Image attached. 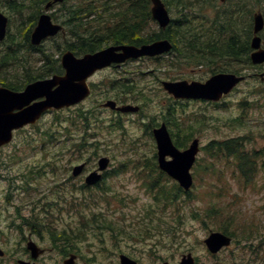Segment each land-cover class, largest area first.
Here are the masks:
<instances>
[{
	"label": "rangeland",
	"instance_id": "374dc122",
	"mask_svg": "<svg viewBox=\"0 0 264 264\" xmlns=\"http://www.w3.org/2000/svg\"><path fill=\"white\" fill-rule=\"evenodd\" d=\"M63 1L48 11L58 22H61L62 10L59 7ZM251 1L257 5L255 10L259 6L264 9L260 1ZM67 3H74V0H67ZM6 4L8 2L0 0V10L10 17L9 37L18 39L22 44L17 53L20 55L19 62L0 66V83L9 79L20 82L24 78L22 64L33 71L38 70L41 63L42 54L29 52L23 43L24 34L32 30L34 21L31 24L30 21L36 9L27 1L25 5L28 6L18 13L9 5L4 6ZM169 13L171 17L176 16L174 11ZM152 29L158 30V25L155 23ZM60 35L62 32L56 38L51 37L41 43L44 52L54 49L52 47ZM6 50V42L0 43V56ZM61 52L54 57L60 59ZM176 59L169 52L158 59L131 60L116 70L106 69L96 74L94 97L103 98L97 90L100 88L102 91V86H106L104 97L116 96L121 102L141 107V111L133 115L116 114L114 132L105 129L100 130L98 137H87L89 145L96 146H86L85 149L75 146L81 139V124L77 118L83 108L91 104V101H84V104L80 102L44 113L35 124L16 132L12 142L0 148V247L4 251L0 264H16L15 258L22 257V247L26 244L22 236L29 232L26 225L22 230L14 227L16 224L9 226L7 211L13 215L19 210L20 214L23 212L26 215L29 208H22L29 206L27 200L43 193L60 203L79 208L82 205V193L77 188L79 176L70 177L71 167L82 161L97 166L100 156H107L111 169L115 168L117 172L105 179L104 189L84 188V195L88 198V207L83 211L85 220L79 228L72 225V230L68 231L70 235L78 231L83 235L76 242L82 257L77 258L74 264H84L85 261L87 264H120V253L135 259L138 264H178L185 253L194 257V264H264V256L255 249L264 250V168L255 163L254 171L246 178L235 166L234 156L226 158L220 152H211L213 148H206L211 140L230 138L238 139L244 152L252 153L264 147V79L261 80L258 75L264 72V68L254 67L250 60H228L226 65L224 61H219L225 65L220 70H243L250 74L249 78L216 102L178 101L163 89L161 79L203 80L215 68L213 65L179 63ZM124 73L131 79L129 83H133V94H129L132 99L121 87L118 88L120 81L113 85L104 82L114 78L118 80ZM138 89L145 98L133 96L134 90L137 93ZM168 105L174 114L168 113ZM161 112L163 118H159ZM110 113L108 110L106 115ZM173 117L172 122L166 123L173 140L184 139L180 147L184 148L194 137H198L200 148L191 168L193 183L189 194L182 195L176 206L164 207L154 203L155 188L147 187L145 175L140 174H151L148 175L151 177L158 172L152 167L157 153L150 125ZM145 122L148 124L146 128L143 125ZM97 139L100 141L98 145L95 142ZM52 163L59 166V177L51 180L54 175L50 172ZM206 163H212L217 170L214 173L213 169L204 171ZM33 176L35 180L30 183V189L22 191L23 180ZM160 180L167 188L174 182L168 177H161ZM7 192L10 194L6 198ZM51 207L55 209L57 206L53 204ZM53 214L55 235L63 227L73 224L70 220L78 219L73 212L59 209ZM160 218L164 225H161ZM13 220L18 221L16 216ZM249 227L252 233L245 240L243 235ZM211 231L233 233L232 243L211 254L203 242ZM45 236L42 244L50 247L47 252L52 256L47 254L44 258L50 264H63L62 259L67 255L61 252L58 245L48 242L47 233ZM253 255L257 256L259 263L252 258Z\"/></svg>",
	"mask_w": 264,
	"mask_h": 264
},
{
	"label": "trees",
	"instance_id": "16d2710c",
	"mask_svg": "<svg viewBox=\"0 0 264 264\" xmlns=\"http://www.w3.org/2000/svg\"><path fill=\"white\" fill-rule=\"evenodd\" d=\"M5 1L8 2L9 7L18 13L28 6L25 4L29 1L31 7L36 9L34 17L30 21V24L34 21L31 24L33 27L37 15L41 11L40 8L48 0ZM163 1L168 10L174 11L176 16L172 17L169 25L164 30H150L155 25L150 14V0H74V3L70 4L67 3V0H64L59 7L62 10L60 19L63 25L62 36L60 35V39L52 47L54 49L51 52H44L41 44L32 45L29 42L31 30H28L24 34L25 41L23 43L29 52H40L42 54L38 70H29L21 63L24 68L22 74L24 78L20 82H14L9 79L4 83L25 84L38 78L61 73L62 68L59 58L54 56L59 55L62 49H71L76 54H83L88 51L98 50L112 43L138 45L158 38H168L171 41L172 50L170 53L177 58L176 62L192 65H213L215 68L213 72L225 66L228 60L248 59L249 39L252 30V11L257 6L253 5L251 0H226L223 3L220 0ZM229 1H231V4H229ZM258 1H260V4H264V0ZM9 35L10 32L5 40L7 54L4 58L6 57L5 59H7V65L16 61L19 62L20 55L17 53L22 44L18 39H13ZM26 61L27 59L24 60V62ZM219 61H224L225 65ZM116 81L118 83L120 81L118 88L121 87L126 96L132 99V95L130 96L129 94H133V83H129L131 82L129 76L126 73L121 74ZM135 91L133 95L135 98L138 96L145 98L140 89L137 90V93ZM169 112L174 114V110L168 105ZM79 116L83 117L81 113ZM160 116L163 118L164 114L161 112ZM151 119H153V116H151ZM171 120H174V117L173 119H167L169 123L172 122ZM183 140L182 138L176 139L175 143L178 146H182L184 144ZM206 148H213L211 152H220L228 157L234 156L235 161L239 164L241 175L246 176V178L254 171L255 163L264 168V147L260 151L252 153L244 152L238 139L230 138L218 141L213 140L206 145ZM211 156L214 157V155ZM148 175L151 174H147L144 177L147 179L148 187L150 189L155 188L153 193L154 203L164 207L176 206V201L180 198L182 189L175 183H172L169 188L163 185L160 178L164 174L162 175L158 172L156 176L148 177ZM188 194L189 192L186 195ZM160 223H162L161 225L165 224L162 219ZM70 228L63 227L62 231L55 235L57 243H60V240L66 241L70 239L71 235L68 234ZM250 228H247L246 234L243 235V238H246L245 240L251 236L252 231ZM165 229L168 230V227L166 226ZM51 232L53 234V231ZM225 233L234 237L233 233H229V231H225ZM57 245L55 244V246ZM249 247L252 249L250 243ZM58 248H61L63 253L67 251L77 253L73 246L68 247V245L62 246L59 244ZM255 249L256 251H261V256H264V250L262 251L258 247H255ZM256 251V255H259ZM252 258L256 259L257 256L253 255ZM256 262L259 263L257 259Z\"/></svg>",
	"mask_w": 264,
	"mask_h": 264
},
{
	"label": "water",
	"instance_id": "95a60500",
	"mask_svg": "<svg viewBox=\"0 0 264 264\" xmlns=\"http://www.w3.org/2000/svg\"><path fill=\"white\" fill-rule=\"evenodd\" d=\"M62 0H51L44 6L48 9L53 3ZM150 12L152 18L158 23L161 29H165L170 22V14L162 0H150ZM224 1V0H221ZM7 17L0 12V40L3 39L6 31ZM263 27V16L260 12L253 15V32L251 46L257 48L251 53L253 62L264 61V49L259 48L260 37L256 35ZM62 25L54 22L51 15L42 12L36 25L30 34L32 44H39L47 36L55 35ZM172 44L167 38H161L141 45L116 44L109 45L94 52H87L82 56H76L71 50H66L61 54V65L64 74H54L51 77L38 79L28 83L22 91L15 92L0 86V145L7 143L12 138V130L24 124L34 122L48 108H61L75 104L85 98L89 93L86 82L96 69L116 63L119 65L128 58H137L143 55L155 56L171 49ZM242 77L234 73L218 72L209 76L204 81L200 80H162L163 88L175 98H201L207 100H218L222 94L227 93ZM41 98L39 100H35ZM115 101L108 100L105 106L115 107ZM121 111H135L136 105L123 104L116 106ZM15 110V111H14ZM153 134L157 145V161L159 167L175 178L180 186L188 189L192 183L189 169L198 151V139H194L188 148L179 150L176 148L169 136L167 128L162 123L158 128L153 129ZM171 159L167 160L166 156ZM107 158L99 160V168L102 169L107 164ZM79 166L74 168L73 173L77 174ZM100 175L92 172L87 176V183H94ZM204 242L211 252H217L221 247L230 242V237L219 232L212 231L204 239ZM29 247L32 255L36 256L38 250L30 242ZM2 250L0 249V255ZM75 255H71L64 261V264H72ZM194 258L190 253L184 254L178 264H193ZM21 264H31L21 262ZM120 264H137L128 256L120 255ZM162 264H168L163 262Z\"/></svg>",
	"mask_w": 264,
	"mask_h": 264
},
{
	"label": "flooded vegetation",
	"instance_id": "af4514ba",
	"mask_svg": "<svg viewBox=\"0 0 264 264\" xmlns=\"http://www.w3.org/2000/svg\"><path fill=\"white\" fill-rule=\"evenodd\" d=\"M260 11L262 12L263 16H264V10L260 9ZM253 35V32L252 34ZM258 35L260 36V47L264 48V28L262 30H260V32L258 33ZM253 51V49L250 47V52ZM254 67H260L263 66L264 68V62L261 63H253L252 64ZM106 69H115L116 70V64H111L110 66L100 69V70H96L89 78H88V84L90 86V94L89 96H87L82 103L84 104V101H91L90 106H87L86 108H83L82 112H83V117H82V140H83V148L85 147V145L87 147L89 146H96V145H89L88 142V138L90 137H98V135L100 134V130H103V128H105V123H109V126H111L112 124L116 125V114H118V112L116 113V110L104 107L103 102L107 99H113L116 102V96H113L114 98H107L104 99V94L106 91H104V88L102 86V91L100 90V88H98L97 92L103 95V98L101 97H94V89H95V77L96 74H98L99 72H103ZM243 71V70H241ZM241 74H245L247 77L250 76V74L247 73H243L240 72ZM261 78V80L264 79V72L263 73H259L258 74ZM246 81V80H244ZM107 82V81H104ZM109 83H116V78L112 79L111 81L109 80ZM0 86L12 89L14 91H18L20 89H22L23 87V83H0ZM237 87V86H236ZM236 87L234 89H236ZM233 89V90H234ZM232 90V91H233ZM119 101V100H117ZM110 111V115H106L107 111ZM51 111V110H50ZM27 127V126H26ZM25 129V128H23ZM21 129V130H23ZM20 130V131H21ZM88 137V138H87ZM96 140V139H95ZM94 140V141H95ZM97 145L99 144V139H97ZM5 146V145H4ZM3 147V146H2ZM86 147V148H87ZM1 148V147H0ZM85 149V148H84ZM79 170L77 172V174L72 175V168L71 167V178L73 177H78L79 182L77 181V185H78V190L82 193V205L78 208L77 206L75 208H73V204L71 205H65V202L60 203L59 201H56L55 199H53L51 196H48L47 193H43V195L38 196L37 198L34 199H29L27 200V202H29V206L28 207H24L22 208H29L28 210V214H24L23 212L20 214L19 210H16L13 215L7 211V219L10 220V224L9 226H14V224H16L14 227H16L19 230H22V228L24 227V225L27 226V228L29 229V232L27 233V235H23L22 238L25 239V245H23L22 247V257H18L15 258V263L16 264H21V262H29L31 264H50L49 262L46 261V257L48 254V257H51L52 255L50 253H48V250H51L50 247L43 245L42 243L45 242L46 240V236L45 233H47V237H48V242H50V244H52L53 246H55V244H57L56 242V238H55V234L51 231H53V227L54 226V214L53 212L55 210H60V211H65V212H73L75 213H79L80 215L83 216V222H84V215L82 214V212L85 210V208L88 207V198L84 195V188L90 189V188H98L101 189L104 186L103 184L105 183V179L108 176H113L116 173H114L115 168L112 170L111 169V162L110 165H108V167L101 172V177L100 180L95 182L92 185H89L86 181V176L92 172V170H96L97 166L96 165H89L86 163V161H82L79 165ZM96 166V167H95ZM95 167V168H94ZM58 168L59 166L57 164L52 163V165L50 166V172L52 174H54L51 177V180L53 179V177L56 179L57 177H59V172H58ZM112 170V171H111ZM57 173V174H56ZM69 177V178H70ZM68 179V178H67ZM32 180L34 179L33 177H27L25 178L24 184L21 185V190L22 191H26L30 189L29 186L30 183H32ZM56 184V182H55ZM72 186H74V183H71ZM72 189H74L72 187ZM76 190V189H75ZM10 194V192L6 193V198L8 197V195ZM60 194V193H57ZM76 194V193H75ZM65 200V199H64ZM56 205L57 207L55 209H52L51 205ZM17 217V223L14 222V217ZM27 216V217H25ZM75 220L72 222L74 223ZM83 223L81 224H76V226L79 228V226H82ZM75 235H80V236H75ZM83 236L81 234L78 233H72L71 237L69 240H60L61 242L59 244L61 245H68V247H74L77 250V258H79L80 256L82 257V254L80 253V251L78 250V245H76V242L80 239V237ZM29 240H31L32 242H34L40 249H42V251L36 255L33 256L32 255V250L27 246ZM69 242V243H68ZM2 243V241L0 240V244ZM72 245V246H70ZM1 246V245H0ZM71 251H67V253H69ZM4 258V257H1Z\"/></svg>",
	"mask_w": 264,
	"mask_h": 264
}]
</instances>
